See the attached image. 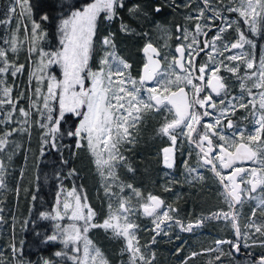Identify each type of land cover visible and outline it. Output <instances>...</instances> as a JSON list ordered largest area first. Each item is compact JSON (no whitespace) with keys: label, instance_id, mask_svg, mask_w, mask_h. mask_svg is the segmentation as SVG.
<instances>
[{"label":"snow or ice","instance_id":"obj_1","mask_svg":"<svg viewBox=\"0 0 264 264\" xmlns=\"http://www.w3.org/2000/svg\"><path fill=\"white\" fill-rule=\"evenodd\" d=\"M199 2L203 6L196 10L197 14L186 17L188 20L197 21L194 31L190 33L188 28L177 27V31L182 33L177 39L186 43L178 44L175 54H164L150 42L144 46L142 51L146 62L138 79L131 74L132 65L117 54L111 33L101 41L103 55L99 60V68L93 70L89 64L95 50L97 17L103 12L107 20H112L118 9L124 7V0H93L73 11L68 18L61 21L60 47L51 52L37 47V41L44 39V33L40 23L33 20L30 35L26 28L25 34L28 35L29 53L36 52L40 57L39 63L30 74V80H35L36 85L34 88L30 86L15 98V85L9 86L6 75L15 78L25 66L9 60L8 52L15 53L23 43L16 32H11L10 37L5 39L9 48H0V124L6 127L8 124L17 126L0 132V153L7 152L13 145L14 134H30L32 128L38 126L42 132V153L44 146L59 151L58 141L65 136L75 140L77 149L86 142L101 176L106 174L107 177L115 179L114 169L125 160L121 148L124 144L135 143L134 133L143 115L149 111L167 112L171 119L166 116L158 129V134L167 137L170 142L169 146L161 150L165 166L173 167L174 154L185 141L194 146L192 150L196 151L199 166H207L213 173L223 189L222 195L231 211L213 213L209 217L185 224L173 215L177 209L168 206L167 210L161 212L164 202L156 195L149 194L140 203L139 209H142L144 216L153 218L154 235L151 243L155 244L157 236H169V232L162 225L171 228L175 224L180 231L191 232L205 219H223L232 225L237 241L241 238L245 241L252 240L253 244L259 243L264 248V239H255V234L264 237V222L258 223L255 219L257 211L264 216V46L261 48L258 63L254 55L244 52L232 54L233 50L243 49L245 45L253 49L256 47L238 21L235 22L238 32L235 42L227 41L223 37L228 29L233 28L234 23L223 15L224 11L238 13L243 24L256 35L264 27V0H230L228 5L220 0L215 6L213 0ZM182 6L191 7V0ZM138 10L139 6L134 5L129 12L135 13ZM156 11L160 9L156 8ZM30 12L29 0H9L0 25L10 24L13 19L19 20L25 13ZM207 13H211L207 15L209 22L218 19L222 23L215 26L217 35L211 41L205 38L201 42V34L207 37L203 29L211 28V24L202 23ZM41 19L47 20L48 17L45 15ZM121 31L127 32L129 29L122 24ZM206 51L209 60L197 66V57ZM217 57H220L218 62ZM234 61L239 63H232ZM52 65L60 68L62 79L49 71ZM241 65H245L248 70L242 77L239 75ZM221 69L236 76L240 83V95L230 94L226 78L220 74ZM249 82L251 87L248 86ZM206 89H211L215 97L211 94L204 95ZM253 89L258 91L254 92ZM216 98H219L218 103ZM25 99L28 101L27 107L20 104ZM238 109L249 112L246 119L251 120V130L240 127L231 119ZM67 116L74 117L76 123L64 128L62 124ZM205 117H210L211 120L205 121ZM226 129L231 135L227 134ZM8 159H11V155ZM238 161H251L256 167L246 169L236 166ZM62 162L68 164L67 160ZM185 167L193 179H203L197 168L191 167L187 160ZM5 169L6 165L0 162V188L4 187ZM69 172L75 174L74 169H69ZM127 187L136 197L143 199L139 190L131 184ZM110 188V184L105 185L106 194L111 196L114 193ZM68 196L75 203L65 198L63 213L54 210L55 215L41 213V217L59 220L67 216L73 221L68 226L56 224L57 233L48 237L49 241L59 238L66 247L73 245L72 250L77 253L81 251L78 244H83V254L70 257L73 264H108L101 251L87 238L89 229L95 227L110 229L114 236L123 238L124 251L129 254L128 264H155V253L147 255L148 246L139 243L136 235L139 225L132 219L137 211L133 210L127 199L121 197L118 208H113L110 204L108 218L98 225L93 222L95 213L88 207L86 198L82 200L75 194V189ZM246 201L257 203L246 225L247 230L242 232L237 209ZM57 202H60L59 194ZM226 243L235 252L240 251L237 242L219 239L215 241L216 249L205 251L214 252L219 249L215 260L218 264H223L221 256L224 252L220 246ZM248 246L246 243L245 247ZM12 251L16 252L14 246ZM180 251L177 248V252ZM231 254L232 252L228 253ZM63 255L66 254L56 252V256ZM197 255L199 253H191V257ZM191 257L186 258L184 264H188ZM0 264H4L2 258ZM44 264L50 262L45 260ZM253 264H264V255Z\"/></svg>","mask_w":264,"mask_h":264},{"label":"flooded vegetation","instance_id":"obj_2","mask_svg":"<svg viewBox=\"0 0 264 264\" xmlns=\"http://www.w3.org/2000/svg\"><path fill=\"white\" fill-rule=\"evenodd\" d=\"M90 2H93L91 0ZM89 2V3H90ZM220 0H213V5L215 6L218 4ZM75 3L78 5L79 0H75ZM189 3V0H124V7L118 9L117 15L112 20H107L105 18V13H101L97 17V27H96V35L94 36V53L92 58H96L100 60L101 56L103 55V48L101 41L104 36L109 35L110 33L113 34V42L116 46L117 54L124 58L128 63L132 65L131 67V74L134 78L138 79L140 72L142 71L143 65L146 62V56L142 49L147 43H152L154 47H156L159 51L164 54L172 53L175 54V48L180 43H186L182 40H178L177 37L181 36L182 33L177 31V27L181 28H188L189 32L191 33L194 31V25L197 23L195 20H188L186 17L188 16H195L197 14V9L202 7L203 5L199 2V0H191V7H183ZM230 0H223V4L228 5ZM134 5L139 6V10L135 13H130L129 9L132 8ZM235 6V5H232ZM156 8H159L160 11H156ZM61 12V11H60ZM207 15H211V13H207L206 16L203 18L202 23L205 25L211 24V28L205 27L203 29L204 32L207 33V37L203 34L200 35L199 40L201 42L207 38L209 41L217 35L216 25H220L222 22L220 20H215L209 22L207 20ZM223 15L228 17L229 20L233 21V28L228 29L224 34L223 37L227 41L235 42L238 37V32L236 30V23L239 22L243 30L248 34L249 38L252 39L256 47L253 49L249 45H245L243 49H236L233 50L232 54H238L240 52H244L245 54L254 55L256 58V62L258 63L259 56L261 54V48L264 46V27H261V30L256 34L253 35L248 26L243 24V19L239 17L238 13L232 12L229 13L227 11L223 12ZM264 23V22H262ZM126 25L129 31L124 32L121 31V25ZM60 26V25H59ZM60 35V33H59ZM52 40V36L49 35V42ZM60 38L57 37V40L54 39V43L57 42V48L60 47L59 44ZM52 43V42H51ZM57 50V49H56ZM210 51V50H209ZM171 58V57H169ZM220 57H217V62L219 61ZM209 60V56L206 52H201L197 57V66ZM232 63H239L234 61ZM55 73L58 71V66L54 65L52 68ZM248 70L246 69L245 65H241L239 75L242 77L244 76L245 72ZM223 77L226 78V82L232 95H240L241 88L240 83L237 80L236 76H233L231 73L221 69L220 73ZM58 76V74H57ZM199 83V81H195ZM254 92H256L253 89ZM258 91V90H257ZM211 94L215 97L214 93H211V89H206L204 95ZM245 97L247 98V92L244 93ZM219 98H216L218 103ZM58 108V104L56 105ZM203 111V110H201ZM212 111V109H209ZM171 119V116L165 113H157L154 111L146 112L143 115V119L141 123L137 126V129L134 133L135 135V143L126 144L124 150L121 149L125 158L129 159V162L132 164V158L136 156V167L142 168L141 166L150 165L146 168V170L140 169L139 171L134 172L137 174L135 177V181L132 186L135 189L139 190L143 199L137 197V202L140 205L144 200L147 199L149 194L156 195L159 197L164 203L161 206L160 211L162 212L164 209L171 206L172 208L177 209L176 213L173 215L182 220L185 224L188 222H195L202 217H209L213 213L217 212H230L227 203L224 200L222 195L223 189L218 184L216 178L214 177L213 173L209 170L207 166L201 167L198 164V159L196 156V151L192 149L194 146H190L186 141L182 145V147L177 150L174 154V164L172 168H168L165 166L163 162V154L162 148L169 146V140L167 137H163L158 134V129L160 125L164 122L165 117ZM249 117V112L244 109H238L235 115L231 116L237 125L240 127H245L247 125ZM205 121H210V117H205ZM76 120L72 116H67L66 121L62 124L64 128H67L70 125H74ZM226 124V121H223ZM226 132L228 135H231L230 131ZM22 133H18V136H21ZM42 136V132L40 129V137ZM60 145V150L57 151L51 147L44 146L43 154L47 157L52 156L57 161L58 164L63 168L61 173H67L66 167H70L71 169L77 172V160H78V150L75 147V140L68 138L67 136L63 137L61 140L58 141ZM42 144V140H41ZM150 145V149L152 150L150 155L153 156L150 159L149 156H145L143 149ZM191 151V155L189 156V152ZM218 152V149H216ZM67 160L68 164L65 165L62 161ZM145 160V161H144ZM188 161L189 165L193 168H197L200 175L203 176V179H193V176L189 175L186 167L185 161ZM236 166L244 167L246 169H251L255 167L252 162H237ZM153 169H152V168ZM228 171V170H225ZM153 172L158 173L159 179H154L151 182H144L143 177L146 174H151ZM144 174V175H143ZM195 175V174H193ZM127 187V185H125ZM128 188V187H127ZM166 188L170 190H165ZM67 189V188H65ZM74 190V189H71ZM170 191V194H169ZM259 191V190H258ZM76 192V191H75ZM198 195L202 197H209L211 198L212 203L208 202H197V204L191 206L190 202L192 200H187L188 196L190 195ZM253 195H257V193H253ZM176 198V200H174ZM206 200V199H205ZM254 201H246L242 206H238V222L242 224L241 231H246V225L249 222V219L252 216V204ZM174 204V205H173ZM182 204V208L178 205ZM52 211V208H51ZM52 215H55L51 213ZM42 226L46 229L47 221L51 222L49 231V235L44 239V243L40 242V246L47 245L50 249L44 250V253L41 254V257L38 258V262L34 264H44V261L47 260L50 264H73V260L70 257H74L77 255H82L83 252L80 253L74 252L73 245L69 244L67 247L61 243V240L58 238L55 241H49L48 237L57 233L56 224H60L61 226H66L67 223L72 224L73 221L68 219H45L40 216ZM136 224L139 225L137 230V237L139 243L141 245H147V252L146 254L151 256L155 253V264H158L160 261L159 252L163 249H168L170 252V264H173L177 259H179L181 253H184L191 247V240L198 236L200 232H204V228L206 227L207 222H215L218 223V228L213 236H215L216 240H226V241H233L237 242L240 246V251L235 252L231 249L232 256L235 257L236 260L243 262L244 264H250V260L255 261V253L253 252V247L256 244H253L252 241L248 242L245 241L243 238L237 241L235 232L232 228V225L227 221L220 219H205L202 224L198 227H195L193 231L186 232L180 231L179 227L173 224L171 228H168L167 225H162L165 230L169 232V236L160 235L156 237L155 244H152V237L154 233L152 232L153 223L151 217L144 216L142 214V209H139V213L132 217ZM56 221V222H54ZM82 223V222H80ZM227 224H230L227 225ZM145 227V228H144ZM231 227V230L229 229ZM92 229V228H90ZM87 238L88 233L86 234ZM233 236L234 239L231 237ZM171 237V239L169 238ZM179 237V238H177ZM90 240V239H89ZM215 240V241H216ZM213 241V247L211 249H216L217 246ZM110 243V242H109ZM248 244V247H245V244ZM227 244V243H226ZM223 244V245H226ZM221 245L220 247H222ZM229 245V244H228ZM78 246L81 249L80 243ZM170 247V248H169ZM177 248H180L181 251L177 252ZM109 251V250H108ZM107 251V252H108ZM56 252H63L66 255L63 256H56ZM199 253V255L206 254L208 251L198 250L194 251ZM193 253V252H191ZM191 253H186L185 256L179 261L178 264H184L186 258L191 257ZM110 254V252H108ZM18 256V253L15 254ZM15 256V257H16ZM13 258L11 264H20L16 258ZM194 258V257H191ZM107 260V258L105 257ZM108 264L109 261H107ZM25 264V263H23ZM26 264H30L27 263ZM189 264V263H188Z\"/></svg>","mask_w":264,"mask_h":264},{"label":"trees","instance_id":"obj_3","mask_svg":"<svg viewBox=\"0 0 264 264\" xmlns=\"http://www.w3.org/2000/svg\"><path fill=\"white\" fill-rule=\"evenodd\" d=\"M91 0H79V4L75 3V0H29L31 8L30 21L27 19L28 30H31L32 21L35 20L41 25V31L44 33V39L37 41V47L43 49L46 52L55 51L58 49L57 42L54 43V39L59 37V23L62 18L67 17L73 11L82 8L85 4ZM9 0H0V20L4 19L5 11ZM61 11V12H60ZM47 16V20H42L41 17ZM16 24L21 25V21L13 19L10 24L0 25V48L8 49L9 45L5 43V39L10 37V33L13 32ZM24 30L21 28V33ZM52 36V43L49 44V37ZM48 39V43L45 40ZM9 60L17 65H24L25 68L22 72L18 73L15 78L10 75H6L9 86L15 85L13 97L18 96L22 91H26L30 86L35 87V80H30L31 72L36 68V64L39 63L40 57L38 53L34 52L29 54L26 49V39L24 38V44L21 45V52L15 53L8 52ZM31 61V63H30ZM35 62V63H34ZM90 67L93 70L99 68V60L91 58L89 61ZM34 66V68H33ZM52 68V67H51ZM50 71V70H49ZM90 84V82H89ZM46 88V85L44 86ZM21 106L27 107V99L20 101ZM7 110V109H6ZM17 125L8 124L7 127L4 124H0V132L7 131L8 128L16 127ZM13 145L20 146L19 154L15 158L8 159V154L11 153V147L7 152L0 153V162L6 165V169L3 176L4 187L0 188V258L3 259L4 264H11L13 260L12 246L15 247L18 256L16 260L23 264L26 262L34 264L38 262V258L44 253V250H49L47 245L40 246V242L44 243V239L49 235L51 230V222L47 221L46 229L43 228L40 219L41 213L51 214V208L55 205L57 196L61 189H75L77 193L84 199H91L94 207L103 209L106 206L108 200L101 197V189L97 188V171L96 166L93 164L92 158L88 154L85 146L78 150L77 160V172L70 174V167H66L67 173H61L62 167L58 164V161L52 156H46L41 152V137L40 128L34 126L30 134L22 133L21 136L14 134L12 137ZM126 144H124V147ZM124 147L122 150H124ZM150 145H147L143 149L144 155L149 156L151 159L153 156L151 153ZM123 154V152H122ZM118 166L120 173L118 180L122 184L129 185L132 177H128L127 174H134L135 170H146L150 165H143L142 168L136 167V156L132 158V164L128 158H125ZM152 160H154L152 158ZM145 161V160H144ZM152 168V167H151ZM131 169V170H129ZM153 169V168H152ZM148 170V169H147ZM146 170V171H147ZM144 175V174H143ZM137 174H134V179ZM158 173L153 172L146 174L143 177V181L151 182L158 178ZM137 181V180H135ZM134 181V182H135ZM98 192V195H97ZM98 197H100L101 204ZM206 199V200H205ZM176 200V198H174ZM187 200H192L190 205L193 206L197 202H209L212 203L211 198L202 197L196 195L188 196ZM106 201V202H105ZM174 205V204H173ZM182 208V204L178 205ZM256 206V201L252 204V208ZM103 215V212H99ZM258 223L264 222V216L257 211L255 217ZM101 220H96L99 224ZM56 222V221H54ZM218 223L207 222L204 232H200L197 237L191 240V247L184 253H181L179 259L173 264H178L179 261L185 256L186 253H191L198 250L211 249L213 247V241L217 238L213 236L218 228ZM230 226V224H227ZM241 228L242 224L239 222ZM145 228V227H144ZM231 230V227L229 228ZM89 239L95 244L104 257L107 258L110 264H128L129 254L121 247V241L110 233H106L100 227L89 229ZM233 239L234 237L231 236ZM255 239L259 241L264 239L258 234H255ZM248 242L252 240H247ZM110 242V243H109ZM170 248V247H169ZM224 252L221 256L223 264H244L243 262L236 260L235 257L228 255L231 248L228 244L220 247ZM255 257L264 255V248L256 244L253 248ZM109 250V251H108ZM110 254H108V252ZM160 261L158 264H170V252L168 249H163L159 252ZM219 255V249L214 252H207L206 254L197 255L191 258L189 264H218L215 257ZM253 264V260L249 261Z\"/></svg>","mask_w":264,"mask_h":264},{"label":"rangeland","instance_id":"obj_4","mask_svg":"<svg viewBox=\"0 0 264 264\" xmlns=\"http://www.w3.org/2000/svg\"><path fill=\"white\" fill-rule=\"evenodd\" d=\"M70 15H71V13L65 18H68ZM65 18H62V20L65 19ZM27 19L30 21V14L29 13H25V16L20 18L21 25L16 24L14 26L13 32H16V35H17L18 39L23 41V43L21 45L24 44V38L26 39V49H27V52L29 53V51H28V47H29V45H28V35H30L31 30L30 31L28 30ZM31 27H32V25H31ZM21 28H23V30H24V32H23L24 38H23L22 33H21ZM25 28L28 31V35L25 34ZM59 38H60V35H59ZM45 42L48 43V39L45 40ZM51 42H52V40L49 42V44ZM21 45L19 46V48L17 50L18 52H21ZM30 63H31V61H30ZM53 66L54 65H52L51 67L53 68ZM51 67L49 68L50 72L52 74L56 75V76L58 74L57 78L58 79H62V73H61L60 68L58 67V71L55 73V71H53ZM33 68H34V66H33ZM248 86L251 87V82H249ZM254 90L257 91V89H254ZM142 119H143V117H142ZM245 127H247L249 130L252 129L253 125L251 123L250 118L248 119L247 125ZM84 146H85L88 154L92 158L93 164L95 165L94 158L90 154L89 150L87 149L86 142H85ZM123 147H124V145L122 146V148ZM19 151H20V146L19 147H11V151H10L11 153H9L8 155H11V158L13 159L19 154ZM118 166L114 169V171H115V179L107 177L106 174H105V176H101L100 172L98 170H96L97 171V184H96L97 188L101 189V197H103L105 200L106 199L108 200V202L105 201L106 202V206H105L104 210L101 209V208H99V209L97 208V210H96V208L94 207L93 202L91 201V199L87 198V196L85 197L86 200H87L88 207H90L95 213V216L93 218V222L96 223V224H98L96 222V220H101L102 222L100 221L101 223H99V224H102L103 221L108 218L109 205L110 204L113 206V208H118L121 197L127 199L130 202L133 210L137 211V214L139 213V204L137 202V197L135 196V194L132 192L131 189L127 188L125 186V184H122L121 181L118 180V178H120L119 174H118V173H120L119 170H118ZM254 166L256 167V165H254ZM126 176H127V180L125 182L128 181V177H132L131 180H130V184L133 185V183L135 181L134 174H127ZM106 184H110L111 185L110 191L112 193H114V195L110 196V195L106 194V191H105V185ZM121 186H123V191H121ZM133 188H134V186H133ZM72 191L73 190L65 189L64 187L61 189V191L59 192V201L60 202L59 203L57 202V200H58V196H57V200L55 202V205L52 207V213L53 214H55V211H60L61 213H63V201H64L65 198H68V199L72 200L73 203H75L74 199L72 197L68 196V193H71ZM75 194L79 195L82 198V196L79 193L75 192ZM169 194H170V191H169ZM97 195H98V192H97ZM98 200H99V203L101 204V200L102 199L100 197H98ZM256 203H257V201H256ZM167 209L168 208H166L164 210H167ZM85 211H86V209H85ZM101 211L103 212V215H100L99 212H101ZM66 218H67V216H65L63 219H66ZM68 225H70V223H67L66 226H68ZM100 228H102V227H100ZM102 230L104 232H106V233H110V234L114 235L113 232L110 229L109 230H105L104 228H102ZM116 238H118L121 241V247L124 249L125 248V242H124L123 238H121V237H116ZM80 245H81V252H83V244L80 243ZM93 245L95 246L94 243H93ZM12 256L15 257L16 256L15 253H13Z\"/></svg>","mask_w":264,"mask_h":264},{"label":"water","instance_id":"obj_5","mask_svg":"<svg viewBox=\"0 0 264 264\" xmlns=\"http://www.w3.org/2000/svg\"><path fill=\"white\" fill-rule=\"evenodd\" d=\"M243 162H251V161H243ZM258 258H259V257H258ZM258 258H257V259H258Z\"/></svg>","mask_w":264,"mask_h":264},{"label":"bare ground","instance_id":"obj_6","mask_svg":"<svg viewBox=\"0 0 264 264\" xmlns=\"http://www.w3.org/2000/svg\"><path fill=\"white\" fill-rule=\"evenodd\" d=\"M257 258H258V257H257ZM257 258H256V259H257Z\"/></svg>","mask_w":264,"mask_h":264}]
</instances>
